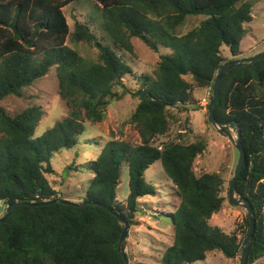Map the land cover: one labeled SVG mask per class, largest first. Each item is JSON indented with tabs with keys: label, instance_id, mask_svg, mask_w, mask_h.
Here are the masks:
<instances>
[{
	"label": "trees",
	"instance_id": "obj_1",
	"mask_svg": "<svg viewBox=\"0 0 264 264\" xmlns=\"http://www.w3.org/2000/svg\"><path fill=\"white\" fill-rule=\"evenodd\" d=\"M78 0H0V102L20 97L25 87L56 68L58 93L68 115L35 136L43 110L28 106L13 116L0 105V200L17 199L0 222V264H124L118 251L123 223L99 203L114 208L130 225L139 211L138 199L155 195L146 172L156 161L179 198L171 221L173 241L158 264H191L211 251L226 258L241 256L243 242L208 223L222 208L223 178L196 175L193 163L205 149L200 140L153 145L168 131L170 108H185L193 88L213 89L219 69L241 56L244 25L252 20V5L244 0H93L100 9L103 44L90 27L76 21L70 32L63 8ZM189 16L201 21L184 33ZM93 44L96 60L66 45L67 38ZM142 40L159 55L153 76L135 75L118 51L133 53L131 38ZM227 46L232 58L222 55ZM138 83L128 89L123 79ZM116 88L121 89L119 94ZM129 94L137 101L129 121L140 143L109 140L101 145L87 170L92 174L83 205L50 202L58 196L48 174L51 160L62 149H73L85 132V122H101L108 105ZM217 121L238 127L245 163L236 192L251 205L255 228L246 264H264V58L230 69L215 105ZM223 127V128H224ZM123 165L128 172L126 204L116 189ZM245 225L249 227L247 216ZM129 264H145L141 262Z\"/></svg>",
	"mask_w": 264,
	"mask_h": 264
},
{
	"label": "rangeland",
	"instance_id": "obj_2",
	"mask_svg": "<svg viewBox=\"0 0 264 264\" xmlns=\"http://www.w3.org/2000/svg\"><path fill=\"white\" fill-rule=\"evenodd\" d=\"M252 5V20L244 25L246 34L240 43V58L251 57L264 50V0H244ZM100 9L93 0H78L66 5L63 13L67 19L70 32L76 21L86 23L98 41L110 44L109 40L99 30L97 17ZM202 16H189L179 32L184 33L197 25ZM133 53L118 51L131 66L135 75L148 74L153 76L156 71L159 55L167 53L160 47L157 52L150 49L139 38H131ZM66 45L75 49L81 56L96 60L97 49L93 44L74 42L69 36ZM222 55L232 58L227 46H222ZM128 89H137L138 83L128 75L123 79ZM120 94L121 89L116 88ZM210 88H193L192 99L185 108H170L168 131L157 136L153 145L161 147L164 143L179 141L184 144L197 141L205 142L204 151L196 156L193 169L195 174L217 173L223 180L222 208L213 213L208 223L218 227L227 234L235 233L242 242L248 227L245 225L246 210L241 205H233L228 199V183L233 175L238 152L235 148L237 138L236 128L227 125L217 128L208 121L207 106L211 98ZM137 101L129 94L121 95L119 100L112 101L101 122H85V132L79 138V144L73 149H62L55 153L51 160L54 171L48 174L50 185L57 189L58 196L71 201H81L89 186L91 173L87 170L88 161L94 159L101 145L109 140L123 141L129 145L140 143L138 132L129 121ZM5 111L13 116L28 106H40L43 116L35 129V136L41 135L52 127L56 121L68 115V107L58 93L56 68L52 67L46 75L23 89L20 97L8 96L0 102ZM224 127L230 133L227 135L221 129ZM146 181L155 185V195H146L138 199L139 211L133 218L134 224L127 230L124 240V250L130 263L145 264L160 263L163 251L173 241V231L170 219L179 202L172 184L167 181L162 172L161 164L156 161L146 172ZM128 194V172L123 165L120 182L116 189L117 202L126 204ZM3 212H0V216ZM264 262V256L260 257ZM240 255L226 258L219 251L206 254L204 260L191 264H239Z\"/></svg>",
	"mask_w": 264,
	"mask_h": 264
},
{
	"label": "water",
	"instance_id": "obj_3",
	"mask_svg": "<svg viewBox=\"0 0 264 264\" xmlns=\"http://www.w3.org/2000/svg\"><path fill=\"white\" fill-rule=\"evenodd\" d=\"M264 58V50L251 56L248 58H240V59H236V60H230L228 62H226L220 69L219 72L215 78L214 81V85H213V89H212V94H211V98L208 102V106H207V112H208V121L215 127L220 128L224 125H226L227 123H222L216 120L215 116H214V109H215V105L216 102L218 100L219 97V89H220V84L224 78V76L226 75V73L235 67H241V66H245L251 63H254L257 60L263 59ZM236 128V133H237V138L235 140V148L238 152V158H237V162L235 164L234 167V171H233V175L229 180L228 183V189H227V193H228V199L229 202L233 205H241L245 210H246V216L247 219L249 221V227H248V231L246 233L244 242H243V246H242V251H241V256H240V262L239 264H246V260H247V255H248V251H249V247H250V241L254 232V228H255V220H254V216H253V212L251 209V205L248 202V200L239 195L236 192L235 189V183L236 180L244 166L245 163V152L242 146V142H241V137H240V131L238 129V127ZM222 131H225V133L227 135H230V133L228 131H226L224 128L221 129ZM61 202L64 204H72V205H83L84 202H75V201H71L69 199H65V198H56L52 201H45V202H39L38 204H47L50 202ZM17 203V199L12 198L9 199L8 201L0 200V212H3V214L0 216V222H3L9 215L10 212V207L14 204ZM98 205L105 207L107 210H109L113 215H115L122 223H123V229L120 235V239H119V243H118V251L122 256L123 262L124 264H129V260L128 257L125 253L124 250V240L127 236V230L129 227V224L125 221V219L122 217V215L118 214L114 208L110 207V206H106L104 204L99 203Z\"/></svg>",
	"mask_w": 264,
	"mask_h": 264
}]
</instances>
